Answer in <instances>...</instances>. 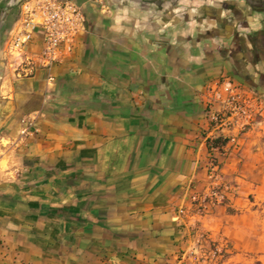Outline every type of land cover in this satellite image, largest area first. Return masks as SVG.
Returning <instances> with one entry per match:
<instances>
[{
	"label": "crops",
	"instance_id": "obj_1",
	"mask_svg": "<svg viewBox=\"0 0 264 264\" xmlns=\"http://www.w3.org/2000/svg\"><path fill=\"white\" fill-rule=\"evenodd\" d=\"M23 1L0 0V60ZM71 1L85 31L62 63L16 80L0 61V264H174L193 229L259 247L264 127L214 154L223 205L193 203L211 183L206 89L264 98V0Z\"/></svg>",
	"mask_w": 264,
	"mask_h": 264
},
{
	"label": "built area",
	"instance_id": "obj_2",
	"mask_svg": "<svg viewBox=\"0 0 264 264\" xmlns=\"http://www.w3.org/2000/svg\"><path fill=\"white\" fill-rule=\"evenodd\" d=\"M87 1L101 11L106 10L104 0ZM85 24L82 8L71 0H24L20 5L19 20L1 51L0 61L16 80L29 79L36 71L48 72L72 53L77 36L85 31ZM205 92L211 183L194 199L193 214L198 218L210 216L224 203L214 154L224 152L227 146L237 147L240 136L253 128L264 127L262 96L228 80L213 84ZM20 125V138L33 135L28 119H21ZM218 140L223 143L220 147L214 145ZM8 145L0 139V150ZM183 213V209L178 211L180 216ZM203 239L204 234L198 229L190 230L176 263L184 264L190 256L197 254Z\"/></svg>",
	"mask_w": 264,
	"mask_h": 264
},
{
	"label": "rangeland",
	"instance_id": "obj_3",
	"mask_svg": "<svg viewBox=\"0 0 264 264\" xmlns=\"http://www.w3.org/2000/svg\"><path fill=\"white\" fill-rule=\"evenodd\" d=\"M262 229V241L259 247L256 245L253 249L234 252L231 251V240L219 232L220 228H218V235L214 237L210 236L208 230L198 229L204 234V239L199 245V252L190 256L184 264H264V220ZM258 238L260 236L255 235V238L251 239L257 243ZM174 264H177L176 261Z\"/></svg>",
	"mask_w": 264,
	"mask_h": 264
},
{
	"label": "trees",
	"instance_id": "obj_4",
	"mask_svg": "<svg viewBox=\"0 0 264 264\" xmlns=\"http://www.w3.org/2000/svg\"><path fill=\"white\" fill-rule=\"evenodd\" d=\"M214 145L220 147L223 145V143L220 140H218L214 142Z\"/></svg>",
	"mask_w": 264,
	"mask_h": 264
}]
</instances>
